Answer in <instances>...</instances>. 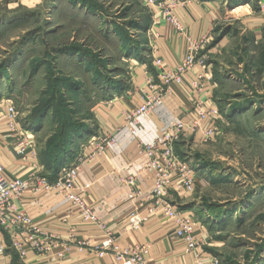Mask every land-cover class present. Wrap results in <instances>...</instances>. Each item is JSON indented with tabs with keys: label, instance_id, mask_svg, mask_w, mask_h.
Returning a JSON list of instances; mask_svg holds the SVG:
<instances>
[{
	"label": "rangeland",
	"instance_id": "374dc122",
	"mask_svg": "<svg viewBox=\"0 0 264 264\" xmlns=\"http://www.w3.org/2000/svg\"><path fill=\"white\" fill-rule=\"evenodd\" d=\"M257 1L166 3L190 23L199 14L207 20L197 56L214 81L219 131L207 145L185 139L175 151L195 176L180 211L191 209L203 254L218 264H264V22L240 10L255 14ZM171 30L144 0H0V118L14 108L38 166L44 160L42 176L56 167L50 152L65 151L66 164L81 156V144L97 133L96 107L133 90L137 68L157 78L154 61L165 64L158 41ZM0 129L15 155L30 157ZM5 238V252L20 264Z\"/></svg>",
	"mask_w": 264,
	"mask_h": 264
},
{
	"label": "built area",
	"instance_id": "2783aa9c",
	"mask_svg": "<svg viewBox=\"0 0 264 264\" xmlns=\"http://www.w3.org/2000/svg\"><path fill=\"white\" fill-rule=\"evenodd\" d=\"M144 2L154 14L160 12L172 29L179 34L183 32L178 17L166 10L167 0ZM257 13L264 22V0L257 1ZM202 44V39L187 38L184 56L172 70H167L161 60H155L158 83L152 78H145V86L140 92L141 103L136 107L123 109L118 122L108 132H97L87 143L81 144V156L73 163L62 166L54 181H49L40 174L34 144L28 133L19 131L14 108L7 107L5 114L0 118V127H5L16 138L14 147L17 154L24 155L28 151L29 158L33 161V171L22 178L7 177L4 167L0 164V229L9 236L10 246L19 258L24 259L30 253H38L61 261L69 247L73 246L75 252H89L99 259L112 255L119 264H155L146 258L149 250L147 244L129 248L117 245L112 233L99 223L93 211L85 205L74 182L82 154L88 161L95 160L114 146L123 130L135 135L140 118L161 107L164 97L174 94V88L183 86L187 89L189 105L185 117L171 121L152 144L137 142L136 150L144 159L143 170L153 175L151 197L155 204L162 208L163 216L172 221L173 232L182 240L184 254L190 258L184 264H218L216 259L203 254L204 243L200 234L202 227L199 223L190 216L183 215L168 201L172 192L191 194L195 189L194 172L176 154L175 145L182 138L207 145L214 141L218 133L220 112L211 101L214 81L211 74L204 70L203 59L197 56ZM127 184L131 186L129 199L141 195L139 190L133 188L134 178L127 180ZM52 191L60 194L75 208L85 222L93 224L103 234L102 239L93 244L89 240H67L65 245H62L53 235L44 232L31 217L19 210L17 202L26 194L40 195ZM145 221V217L131 214L128 218L129 230L137 231ZM5 250L6 246L2 242L0 256Z\"/></svg>",
	"mask_w": 264,
	"mask_h": 264
},
{
	"label": "crops",
	"instance_id": "0c3cea01",
	"mask_svg": "<svg viewBox=\"0 0 264 264\" xmlns=\"http://www.w3.org/2000/svg\"><path fill=\"white\" fill-rule=\"evenodd\" d=\"M240 10L249 18L258 16L257 9L255 14L248 6ZM211 15L208 13V23ZM193 19L194 22L190 23L180 17L183 32L179 34L173 29L166 40L158 41L157 55L163 58L167 70H172L184 56L187 38L195 40L203 35L206 18L199 14ZM260 24H263L261 19L258 21V26ZM143 68L136 69L137 78L133 79V90L96 107L94 114L97 132H108L118 122L123 109L136 107L141 103L140 92L145 86L146 78L144 75L146 71ZM173 92V95L164 97L161 107L140 118L135 135L123 130L114 146L95 160L88 161L82 154L74 182L85 205L93 211L99 223L112 233L117 245L129 248L147 244L149 250L146 258L155 264H184L190 259L184 254L182 240L173 232L172 221L163 216L162 208L155 204V200L151 197L153 175L143 170L144 159L136 150L137 142L152 144L171 121L185 117V113L189 110L187 89L183 86L176 87ZM211 101L213 103L212 98ZM220 121L221 118L218 124ZM184 142L185 138L180 139L175 149ZM0 164L4 167L6 176L10 178L26 177L33 171V161L15 155L12 142L3 129H0ZM38 167L43 170L40 164ZM40 168H38L39 172ZM130 178L135 180L133 188L141 193L139 197L133 199L128 198L131 186L127 184V180ZM188 196L191 195L172 192L168 201L175 208L182 210L183 205L188 203ZM17 206L44 232L53 235L62 245H65L67 240L73 242L89 240L93 244L103 237L93 224L85 222L79 212L55 191L40 195L28 193L17 202ZM188 210L191 211L186 209L181 213L191 217L192 214ZM133 213L146 218L137 231L129 230L128 226V218ZM5 235L6 233L0 229V244L7 241ZM0 261L1 264H12L11 256L7 252L1 255ZM19 262L20 264H119L112 255L99 259L89 252L77 253L73 246L69 247L65 258L61 261L50 256L30 253L24 259L19 258Z\"/></svg>",
	"mask_w": 264,
	"mask_h": 264
},
{
	"label": "trees",
	"instance_id": "16d2710c",
	"mask_svg": "<svg viewBox=\"0 0 264 264\" xmlns=\"http://www.w3.org/2000/svg\"><path fill=\"white\" fill-rule=\"evenodd\" d=\"M155 82L158 83V78H155ZM49 155H51V157H53V159H54L53 163L55 164L56 167L52 170V172H53L52 174H46L44 176H46L49 181H54L57 177V173L59 172V170L61 168V165L62 166L66 165L67 159H65V157H64L65 151H63V150L60 152H54V151L50 152ZM44 157H46V156H44ZM62 161H65V163L62 164ZM39 163L43 167V170L46 171V165L44 164V160L39 159Z\"/></svg>",
	"mask_w": 264,
	"mask_h": 264
}]
</instances>
